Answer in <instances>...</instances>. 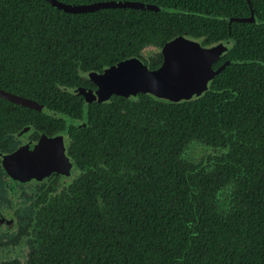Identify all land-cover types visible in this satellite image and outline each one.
<instances>
[{
  "label": "trees",
  "instance_id": "1",
  "mask_svg": "<svg viewBox=\"0 0 264 264\" xmlns=\"http://www.w3.org/2000/svg\"><path fill=\"white\" fill-rule=\"evenodd\" d=\"M116 1L155 9L69 14L0 0V89L37 105L0 99V156L30 127L67 135L77 170L33 187L19 213L25 261L0 264H264V0ZM251 10L252 22H231ZM177 37L231 43L200 96L88 104L78 94L122 60L158 68Z\"/></svg>",
  "mask_w": 264,
  "mask_h": 264
},
{
  "label": "water",
  "instance_id": "2",
  "mask_svg": "<svg viewBox=\"0 0 264 264\" xmlns=\"http://www.w3.org/2000/svg\"><path fill=\"white\" fill-rule=\"evenodd\" d=\"M44 1L52 8L69 14L115 8L140 11L155 9L150 4L116 0L85 5L64 4L56 0ZM246 2L250 6L249 0ZM252 18L253 14L248 18H233L232 21L250 23ZM227 49L228 43L203 48L198 41L177 37L161 48L162 61L158 68L150 69L137 58L122 60L101 73H90L89 78L95 88L81 89L78 94L88 104L105 102L111 96L133 98L137 94H149L173 103L193 99L207 90L214 79L211 66ZM0 99L23 108L37 109L33 100L1 89ZM2 167L11 178L26 182L31 179L40 181L50 173L66 175L70 164L64 154L62 139H47L42 136L35 145L28 143L3 157Z\"/></svg>",
  "mask_w": 264,
  "mask_h": 264
},
{
  "label": "flooded vegetation",
  "instance_id": "3",
  "mask_svg": "<svg viewBox=\"0 0 264 264\" xmlns=\"http://www.w3.org/2000/svg\"><path fill=\"white\" fill-rule=\"evenodd\" d=\"M249 8H250V6H249ZM251 14H253V18H254V13H253L252 10L250 11V15ZM253 18H252V20H253ZM231 22H233V21L231 20ZM222 43H228V49H227V51H228L229 48H230V44H231L230 41L226 40L225 42H222ZM214 46H216V45H214ZM211 47H213V46H211ZM203 48H210V47H203ZM94 88H95V86L93 85V87L88 88V89H94ZM24 131H25V133H23ZM42 136H45L47 139H54V138H57V137H60L62 139V144L64 146V154H65V156H66V158H67V160H68V162L70 164V169H69L68 173L66 175L65 174H60V173H50L49 175L43 177L42 180H40V181H37L35 179H31V180L26 181V182H20V181H17L15 179L11 178L5 172V170L2 167V159H3V157L13 153L19 147L24 146V145H26L28 143H31L32 145H35L38 142L39 138L42 137ZM15 138H17L19 140V143L18 142L17 143L14 142ZM12 139H13V141H11V142L15 145L14 150H12L11 152L5 153V154L0 156V173H1V176H2L1 177V189L3 190V188H4V192L7 191V194H8V192H11L10 193L11 197H14V195L15 196L18 195L21 199L25 198L27 200V202H28V200L32 198L31 196L34 197L35 195H37L36 192H35V189L33 187L42 186L43 184H45L46 182H49L51 180L57 181L56 185L57 186H61V184L65 183L67 180H70L71 178H73V177H75L77 175V170H76V168L74 166V163L70 160V158L67 155V145L69 144V139H68L67 135H65V134H56V135H53V136H49V135L41 134L38 137H34L31 128L30 127H25L24 129L19 131L15 135V137L12 138ZM15 188H17L16 191H14ZM33 199H36V197H34ZM7 200H8L9 203L14 201V200L10 199V197H8V196H7ZM12 203L9 206L6 205L7 206L6 208L9 209V210H7V209L1 210L2 208L0 209V231L10 232V230L13 229L12 230L13 233L10 236H5L6 238L10 237L9 242L8 241H4L3 239L0 238V243L2 244V246L0 247V252H1V249L3 247L8 245V243L10 245H14L13 243L15 242V244H16L17 239L20 237L19 234H18V226H19L18 224L21 221L20 220L21 216L19 214V209H21L22 206L19 205L20 203H17V204H12ZM26 203H25V206L28 205ZM20 223L23 224V222H20Z\"/></svg>",
  "mask_w": 264,
  "mask_h": 264
},
{
  "label": "rangeland",
  "instance_id": "4",
  "mask_svg": "<svg viewBox=\"0 0 264 264\" xmlns=\"http://www.w3.org/2000/svg\"><path fill=\"white\" fill-rule=\"evenodd\" d=\"M154 53L156 52V49L152 48V49H147L144 53V57L145 58H148L149 57V54ZM14 142H18L19 143V140L17 138L14 139ZM195 154H197V152H195ZM1 173H0V209L3 210V209H7L6 205H10L12 202V204H17V203H20L19 205H23L27 202V200L24 198V199H21L17 194V196L14 195V197H11L10 196V193L11 192H8L7 194V191L4 192V188L3 190L1 189ZM17 188H15L14 191H16ZM7 196L10 197V199L14 200L12 201L11 203L8 202L7 200ZM9 210V209H7ZM27 210V208H26ZM19 213L21 214L22 213V209H19ZM13 230V229H12ZM12 230H10V232H4V231H0V238L3 239L4 241H8L9 242V238H6L5 236H10L13 232ZM8 233V234H7ZM16 233V232H15ZM14 233V234H15ZM26 251L23 247H20L18 248V245L17 244H14V245H10L8 243L7 246L3 247L1 249V252H0V257L2 260H5V261H10V260H13L15 258L19 259L20 261H25L24 257H25V254Z\"/></svg>",
  "mask_w": 264,
  "mask_h": 264
}]
</instances>
